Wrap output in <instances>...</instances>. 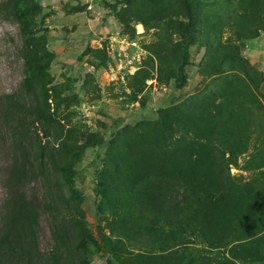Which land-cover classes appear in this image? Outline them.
<instances>
[{
    "label": "rangeland",
    "instance_id": "374dc122",
    "mask_svg": "<svg viewBox=\"0 0 264 264\" xmlns=\"http://www.w3.org/2000/svg\"><path fill=\"white\" fill-rule=\"evenodd\" d=\"M13 1L0 264H264V0H20L29 45ZM25 55L46 70L29 85ZM158 179L186 194L168 215L148 203ZM15 195L27 219L11 252Z\"/></svg>",
    "mask_w": 264,
    "mask_h": 264
},
{
    "label": "trees",
    "instance_id": "16d2710c",
    "mask_svg": "<svg viewBox=\"0 0 264 264\" xmlns=\"http://www.w3.org/2000/svg\"><path fill=\"white\" fill-rule=\"evenodd\" d=\"M19 1L14 0L11 5V15L18 21L21 40L24 44L29 45L32 41L36 39V33L29 29L31 23L27 20L26 15L29 13L30 9H20ZM183 59L185 63L188 60V49L185 48ZM35 58L31 55L24 56V83L29 85L34 78L39 77L40 75L46 72L43 67L33 66ZM188 77L187 74L183 71L181 72L179 78L176 81L175 87L182 89L187 85ZM44 118L45 117H41ZM62 176L65 181L71 182L73 178L78 175V171L71 169H61ZM177 180L167 179V180H152L149 182L148 189V203L152 213L156 212L155 209H163L168 215L171 211L179 209L182 207V203L186 201V194L182 191L183 189L178 186ZM12 216L11 224L9 231L3 239L2 243L10 249L12 252L14 249L11 247L10 239L14 235L18 234L20 230L25 228L27 215H25V204L21 196L15 195L14 200L12 201ZM1 250V246H0Z\"/></svg>",
    "mask_w": 264,
    "mask_h": 264
}]
</instances>
